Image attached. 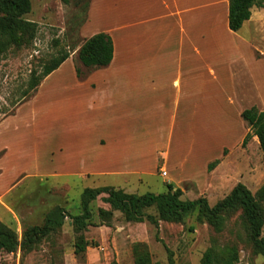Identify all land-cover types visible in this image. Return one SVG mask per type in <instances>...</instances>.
I'll list each match as a JSON object with an SVG mask.
<instances>
[{
  "label": "rangeland",
  "instance_id": "1",
  "mask_svg": "<svg viewBox=\"0 0 264 264\" xmlns=\"http://www.w3.org/2000/svg\"><path fill=\"white\" fill-rule=\"evenodd\" d=\"M30 1L24 17L37 23L34 38L0 57V221L20 240L23 230L41 225L50 210L61 207L66 215L62 226L32 249L0 251V264H108L113 259L134 264L135 242L147 245L152 264H200L212 238L236 245L235 264H264L240 209L231 211L216 232L198 217L197 209L179 222L127 221L106 203L104 193L89 203L83 258L74 253L79 231L69 214L82 212L86 187L157 194L172 184L181 190V199L204 196L209 205L237 182L255 193L264 182V154L255 135L242 144L248 127L239 109L264 97V64L258 71L260 91L245 76L234 85L229 49L223 55L215 51L211 58L217 79L207 82L204 92L172 87L161 94L143 93L135 102L132 63L125 74L105 78L106 83L93 75L98 81L94 88L80 84L74 73L79 66L85 75L78 79L84 80L93 70L87 71L77 58L79 45L89 37L84 31L116 24L119 4L133 7L134 0H96L91 12V0ZM150 1L155 10L161 9L160 0ZM239 33L247 36L246 27ZM61 51L69 53L67 60L30 90L32 72L38 73ZM104 136L107 150L90 145L104 144ZM216 158L219 163L208 171V162ZM144 211L157 216L155 206Z\"/></svg>",
  "mask_w": 264,
  "mask_h": 264
},
{
  "label": "trees",
  "instance_id": "2",
  "mask_svg": "<svg viewBox=\"0 0 264 264\" xmlns=\"http://www.w3.org/2000/svg\"><path fill=\"white\" fill-rule=\"evenodd\" d=\"M228 1V27L237 31L251 15L253 7H263L264 0H227ZM88 4H86L87 6ZM31 9L30 0H0V57L11 48H17L31 41L37 31V23L24 17ZM69 56L67 51H61L52 59L44 63L38 73L32 72L28 88L35 90L40 82L55 70ZM77 58L87 71L107 66L113 58V41L111 36L99 31L84 38L77 50ZM77 77L85 75L79 66H75ZM26 95V94H25ZM24 95V96H25ZM240 116L248 127L242 144H245L250 135L258 139L259 147L264 154V110L256 106L244 108ZM219 159L208 162L207 170H212ZM164 193L145 192L143 194L127 193L121 189L102 186L96 188L86 187L81 193L80 214H69L72 223L79 234L74 242V253L83 258L88 245L83 230L90 224L91 211L89 203L100 194H106V203L112 209L119 210L127 221H142L148 219L157 223V218L166 221H182L184 216L197 209L198 217L206 220L216 232L225 226L227 215L240 209V213L248 231L249 240L254 250L264 257V236L261 234L264 222V182L252 193L243 183L237 182L231 191L214 205H209L204 196L195 199H181V190L167 185ZM155 206L157 216L145 214L144 209ZM104 211V210H101ZM65 210L56 207L49 211L41 225H31L25 228L19 240L14 229L0 221V251H15L20 249L28 251L35 247L44 237L53 230L62 226ZM134 264H152L147 245L135 242L132 248ZM238 260V250L234 244H219L215 238L205 249L200 259V264H235ZM108 264H118L111 260Z\"/></svg>",
  "mask_w": 264,
  "mask_h": 264
},
{
  "label": "crops",
  "instance_id": "3",
  "mask_svg": "<svg viewBox=\"0 0 264 264\" xmlns=\"http://www.w3.org/2000/svg\"><path fill=\"white\" fill-rule=\"evenodd\" d=\"M95 2L91 0L89 12L96 9ZM160 4L159 10L153 8L150 0H134L133 7L119 4L116 24L84 31L89 36L99 31L108 33L113 41V58L107 66L94 68L84 80L78 79L74 69L77 81L94 88L98 81L93 75L101 77L98 83H106L105 78L125 74L127 63H132L135 102L145 97L143 93L161 94L172 87L204 92L206 83L217 79L213 53L223 55L229 49L231 82L235 85L245 76L252 88L259 87L258 71L264 64V6L251 9L250 17L241 26L246 27L247 36H243L239 33L241 27L237 31L228 27L227 0H160ZM261 99L249 107L263 105L264 97ZM104 139V144L95 145L93 141L90 145L107 150L109 140L105 136Z\"/></svg>",
  "mask_w": 264,
  "mask_h": 264
},
{
  "label": "built area",
  "instance_id": "4",
  "mask_svg": "<svg viewBox=\"0 0 264 264\" xmlns=\"http://www.w3.org/2000/svg\"><path fill=\"white\" fill-rule=\"evenodd\" d=\"M160 173H161V175H163V176H166V175H167V171H166V169H164V168H161Z\"/></svg>",
  "mask_w": 264,
  "mask_h": 264
}]
</instances>
